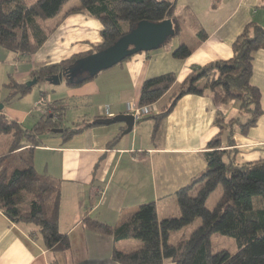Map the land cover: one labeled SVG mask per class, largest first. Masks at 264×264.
I'll list each match as a JSON object with an SVG mask.
<instances>
[{"label":"crops","instance_id":"crops-1","mask_svg":"<svg viewBox=\"0 0 264 264\" xmlns=\"http://www.w3.org/2000/svg\"><path fill=\"white\" fill-rule=\"evenodd\" d=\"M183 1L187 3L185 14L196 20L190 19L196 38L199 29L207 34L189 46L194 48L190 57L174 59L172 52L181 42L171 41L159 50L134 55L80 87H70L63 81L48 89L52 96L32 89L25 97L6 102L4 86L10 75L25 84L44 67L90 53L103 43L100 22L81 14L70 15L32 57L15 55L0 47V104H4L0 116L28 129L29 122L35 126L41 119L34 114L42 99L44 115L55 117V110H61L63 128H82L138 108L146 80L168 73L177 76L174 88L152 105L150 116L136 121L133 132L126 136H122L125 124H95L68 141L63 134L53 132L42 137L34 152V167L39 175L58 184V226L61 233L69 236L71 250L64 255L51 254L37 237L35 226L14 223L0 211V264H51L54 259L59 264H69L70 256L75 255L79 258L72 264H118L112 254L114 248L119 250L120 242L115 244L111 237L85 228L84 219L90 217L116 226L139 206L152 202L156 203L160 221L178 217V205L173 206L177 204L175 195L206 170L208 144L219 133L216 117L220 114L226 123L239 119L240 106L236 102L215 105L207 97L185 96L162 121L155 139L156 122L151 117L171 104L173 94L194 69L232 59L234 42L251 23L264 28V0ZM200 8H204L202 14ZM251 82L261 91L264 112V50L255 55ZM228 142L226 132L223 150L234 153L237 165L264 160V114L248 133H242L236 124L233 146L228 147ZM82 254L86 256L82 258ZM164 264L174 263L166 260Z\"/></svg>","mask_w":264,"mask_h":264},{"label":"trees","instance_id":"trees-1","mask_svg":"<svg viewBox=\"0 0 264 264\" xmlns=\"http://www.w3.org/2000/svg\"><path fill=\"white\" fill-rule=\"evenodd\" d=\"M70 1L0 0V47L19 56L32 57L37 54L70 15L81 14L102 25V45L90 53L75 55L34 72L32 78L38 80L37 85L60 75L70 87H80L93 81L100 73L93 77L77 74L75 69L78 63L113 46L139 23L172 20L175 36L167 44L178 38L182 31V17L177 14L179 0H77L78 4L62 15ZM58 17L55 24L49 23ZM186 17L195 20L192 15ZM206 36L205 31L199 29L197 38L203 40ZM260 50H264V28L251 23L234 42L232 59L194 69L173 94L171 104L151 117L156 122L155 139L162 121L177 101L192 95L210 98L215 105L236 102L240 106V113L248 115L249 119L242 124L239 119L226 123L220 114L216 117L219 133L208 144L206 170L175 195L178 217L160 221L156 203L152 202L139 206L130 217L116 226L90 217L84 219L85 228L111 237L115 244L128 240L141 243L137 250L129 252L114 248V262L164 264L166 260H172L174 264H264V160L237 165L234 153L223 150L222 146L226 132L229 133L228 147L233 146V128L236 124L242 133H248L264 114L261 91L251 82L255 55ZM193 51L194 48L182 44L173 50L172 56L176 60H185ZM176 83L177 76L173 73L146 80L138 107L157 104ZM4 88L8 93L6 102L23 98L34 89L18 82L13 75H10ZM55 114V117L42 116L29 129L0 116V139L4 136L12 138L9 152L0 157V211L14 223L35 226L44 248L51 254L64 255L70 252L71 241L67 234L60 232L58 226L61 192L54 180L36 172L34 152L41 144L42 137L53 129H64L62 136L68 141L95 124L63 128L61 110H55ZM217 190L221 191L219 200L210 210L206 206L207 201ZM196 221L200 224L189 238L175 245L169 243L172 233ZM214 235L233 239L237 252L214 253ZM51 264L59 263L54 259Z\"/></svg>","mask_w":264,"mask_h":264},{"label":"water","instance_id":"water-1","mask_svg":"<svg viewBox=\"0 0 264 264\" xmlns=\"http://www.w3.org/2000/svg\"><path fill=\"white\" fill-rule=\"evenodd\" d=\"M174 36L175 31L172 20H166L161 23H139L130 34L121 38L113 46L80 61L75 72L80 75L87 74L88 77H93L122 63L128 57H133L139 53L159 50ZM47 81L53 85H60L63 82V76L60 75ZM37 83L38 80L35 78L27 84V87L32 88ZM0 111H4V104H0ZM94 124H125L126 129L122 133V136H126L133 132L136 125V118L131 113H127L117 115L110 119H98ZM64 131V129L52 130L54 134H64Z\"/></svg>","mask_w":264,"mask_h":264},{"label":"rangeland","instance_id":"rangeland-1","mask_svg":"<svg viewBox=\"0 0 264 264\" xmlns=\"http://www.w3.org/2000/svg\"><path fill=\"white\" fill-rule=\"evenodd\" d=\"M200 1V0H199ZM78 4V1L77 0H72L70 1L64 8L63 12H62V15L67 11L69 10L70 8L76 6ZM187 3L185 1H180L178 3V6H177V14L180 15L182 17V23H181V26H182V31L180 32V35L178 36V38H176L175 40H173L175 42H181V45L182 44H185L187 46H192L195 41L196 36H195V33H194V30L192 28V23L190 22V20L186 17L185 13L186 11L185 10V5ZM204 11V8L203 9H199V12L200 14H202V12ZM61 17V16H60ZM56 18V19H52L49 21L50 24H55L59 18ZM202 20H203V17H202ZM170 43L166 44V45H169ZM32 82V81H30ZM29 82L25 83V84H28ZM66 83V82H64ZM58 86L56 85H53V84H50L48 81H44V82H41L40 84L34 86V93L38 92H42L46 95H50L52 96L53 93L51 91H48V89H54ZM15 102V100H14ZM51 102V101H50ZM43 107H44V104L42 103L40 105V107H37L35 110V114L34 116L36 115L38 119H40L43 115H44V110H43ZM239 119H240V123H246L249 119V116L246 115V114H240L239 115ZM71 117V116H70ZM31 122H29L27 124V126H31L29 128H32L33 126L30 125ZM10 139L11 137L10 136H4L2 139H0V155L2 154H6L8 151H9V145L11 144L10 142ZM9 144V145H8ZM220 194H221V191L220 190H217L216 192H214V194H212V196L208 199L207 201V208L210 209V210H213L214 207L216 206L218 200H219V197H220ZM177 205L176 203L173 204V206ZM169 208L172 209V205L168 206ZM179 216V215H178ZM200 222L199 221H196L194 222L193 224H191L190 226L184 228L183 230L181 231H178V232H175V233H172L170 238H169V243L172 244V245H175V244H178L179 242H181L182 240L184 239H187L190 237V235L195 231V229L199 226ZM136 245H140L141 246V243L137 240H128V241H123V242H120L119 243V250L120 251H125V252H129V251H134V250H137L136 248ZM212 247H213V251L214 253H218L220 251H228L229 253H236L237 252V245L235 243V241L231 238H228L226 236H222V235H214L212 237ZM86 255L85 254H82V258H84ZM78 255H75L74 257H71L69 258V264H72V260H77Z\"/></svg>","mask_w":264,"mask_h":264},{"label":"built area","instance_id":"built-area-1","mask_svg":"<svg viewBox=\"0 0 264 264\" xmlns=\"http://www.w3.org/2000/svg\"><path fill=\"white\" fill-rule=\"evenodd\" d=\"M42 103L44 104V100L43 99L41 100L40 105ZM150 113H152L151 106H147V107H144V108L132 107V110H131V114L136 118V121L142 120L145 116L149 115Z\"/></svg>","mask_w":264,"mask_h":264}]
</instances>
